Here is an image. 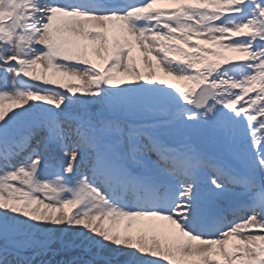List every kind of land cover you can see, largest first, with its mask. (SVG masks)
I'll return each instance as SVG.
<instances>
[{
  "label": "snow or ice",
  "instance_id": "6c2138e0",
  "mask_svg": "<svg viewBox=\"0 0 264 264\" xmlns=\"http://www.w3.org/2000/svg\"><path fill=\"white\" fill-rule=\"evenodd\" d=\"M69 233L264 264V0H0V264Z\"/></svg>",
  "mask_w": 264,
  "mask_h": 264
},
{
  "label": "rangeland",
  "instance_id": "374dc122",
  "mask_svg": "<svg viewBox=\"0 0 264 264\" xmlns=\"http://www.w3.org/2000/svg\"><path fill=\"white\" fill-rule=\"evenodd\" d=\"M63 240H64V244L65 245H73L74 247V249H76L77 250V247L79 248V250H81V251H86L84 248H82V247H79L78 245H80V240H78V239H76L75 237H73V235L72 234H65L64 235V237H63ZM61 246H63V245H61L59 242L57 243V244H55V245H53V247L55 248V247H61ZM64 247V246H63ZM88 252V251H87ZM89 255L93 258V259H96V258H98L99 256H108V254L107 253H100L99 255L97 254V250H95V249H93V250H91V251H89Z\"/></svg>",
  "mask_w": 264,
  "mask_h": 264
}]
</instances>
